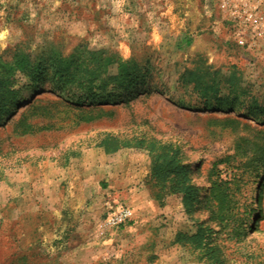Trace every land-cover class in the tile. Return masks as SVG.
<instances>
[{
  "label": "rangeland",
  "instance_id": "rangeland-1",
  "mask_svg": "<svg viewBox=\"0 0 264 264\" xmlns=\"http://www.w3.org/2000/svg\"><path fill=\"white\" fill-rule=\"evenodd\" d=\"M224 1L0 0V264H264V27Z\"/></svg>",
  "mask_w": 264,
  "mask_h": 264
},
{
  "label": "built area",
  "instance_id": "built-area-1",
  "mask_svg": "<svg viewBox=\"0 0 264 264\" xmlns=\"http://www.w3.org/2000/svg\"><path fill=\"white\" fill-rule=\"evenodd\" d=\"M223 10L235 22L237 44L249 45L262 34L264 27V0H225ZM134 219L133 209L125 203L108 204L103 226L109 231L126 226Z\"/></svg>",
  "mask_w": 264,
  "mask_h": 264
},
{
  "label": "trees",
  "instance_id": "trees-1",
  "mask_svg": "<svg viewBox=\"0 0 264 264\" xmlns=\"http://www.w3.org/2000/svg\"><path fill=\"white\" fill-rule=\"evenodd\" d=\"M186 44H191V39L186 38ZM238 171L247 170L251 173V176L255 181H259L264 178V161L254 163L249 158L246 161H240L238 164L233 165ZM237 176L240 177L239 173H234V177L237 179ZM227 198V196L225 195Z\"/></svg>",
  "mask_w": 264,
  "mask_h": 264
}]
</instances>
